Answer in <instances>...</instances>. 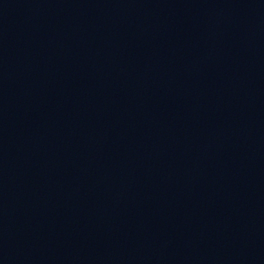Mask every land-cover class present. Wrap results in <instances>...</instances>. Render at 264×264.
Returning <instances> with one entry per match:
<instances>
[{"label":"water","instance_id":"obj_1","mask_svg":"<svg viewBox=\"0 0 264 264\" xmlns=\"http://www.w3.org/2000/svg\"><path fill=\"white\" fill-rule=\"evenodd\" d=\"M100 264H264V24L186 156Z\"/></svg>","mask_w":264,"mask_h":264}]
</instances>
